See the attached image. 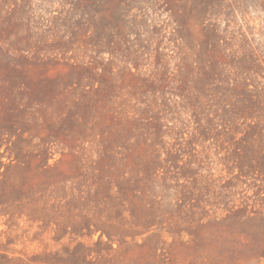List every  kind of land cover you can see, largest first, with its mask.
<instances>
[{"label":"rangeland","instance_id":"obj_1","mask_svg":"<svg viewBox=\"0 0 264 264\" xmlns=\"http://www.w3.org/2000/svg\"><path fill=\"white\" fill-rule=\"evenodd\" d=\"M0 264H264V0H0Z\"/></svg>","mask_w":264,"mask_h":264}]
</instances>
